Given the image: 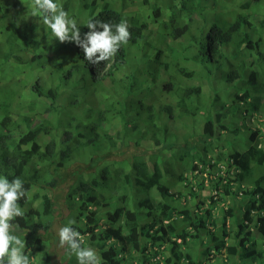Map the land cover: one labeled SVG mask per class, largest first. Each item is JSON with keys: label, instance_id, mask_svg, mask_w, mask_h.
<instances>
[{"label": "trees", "instance_id": "trees-1", "mask_svg": "<svg viewBox=\"0 0 264 264\" xmlns=\"http://www.w3.org/2000/svg\"><path fill=\"white\" fill-rule=\"evenodd\" d=\"M80 1L83 3V9L87 11L86 16L79 0L77 4L76 0H67L63 9L68 12L70 18L77 21L82 37L88 31L86 24L89 19L111 24H118L124 20V13L115 12L108 4L96 6L95 0ZM243 1L242 8L250 12H255L256 8H262L264 5V0ZM196 2L198 8L202 7L203 4L200 0H196ZM192 7L193 5H190L189 1H183L179 9L170 7V15L166 22L161 23L160 30L161 36L185 37L187 43L183 45V50L191 52L193 60L201 65L208 81L213 75L219 73L223 82L234 83L233 86H226L223 90V97L216 95L212 98L210 96L212 102L206 110L204 129L201 135L203 138H211L215 124L228 129L222 119L227 118L228 115L233 116V122L239 119L244 120L245 115H262L264 117V35L258 33L257 38L252 40L251 34L259 31L250 27L249 23L238 20L221 26L218 23L217 15L207 25L209 21L203 17L204 14L201 16L199 10L189 12L188 22H183L180 18V12L193 9ZM194 14L197 16L196 20H193ZM162 16L163 13L160 9L157 7L152 9V19ZM129 21L130 39L128 42L135 45L139 41L141 25L135 18H131ZM260 28L264 31V20L260 22ZM50 31V29L43 31L41 33L42 38L27 37L26 35L20 38L23 43L21 51L33 53V57L28 62H33L35 67L42 66L39 61L41 56L37 55V52L41 51L42 45L44 54L46 43L44 40L47 39ZM205 43H208V46ZM49 46L50 44H48ZM55 48L56 45L51 50ZM70 49L75 56L78 55L77 57L82 62L80 64L75 63L66 72L67 74L64 73L63 69V77L59 79V83L64 81V74H66L69 80H73L74 84L86 90L84 84L86 78L82 72V69L85 70L86 68H84L83 51L76 45ZM226 49H229L230 53L226 54ZM129 52L133 57H138L137 53ZM159 54L158 52L157 58ZM145 55L146 53H144ZM105 63L101 62L99 65H95L97 69L94 70L93 77L102 73ZM171 64H173V72L178 81L172 77L162 85L163 90L168 95L178 96L180 105L183 106L180 108L181 115H195L196 109L191 111L185 109L184 102L189 94L196 93L197 90L192 91L188 88L180 89L178 87L180 79L184 76H190L192 72L189 74L184 69H180L174 58L171 60ZM168 66V63L162 62L161 68L166 71ZM229 67L233 69L227 71ZM110 68L102 73L99 80H95L98 83L92 87L91 97L95 99L98 96V88H102L105 92L113 88L117 94L123 95L121 103L115 102L116 105L119 104V109L120 107L127 109L143 106L142 98L134 103L133 100L135 99L132 94L147 90L146 88L152 85L149 78L154 79L158 75L159 67L149 63L146 67H142L138 63H131L127 57L126 47L122 44L115 54ZM258 70L259 72H257ZM104 79L108 80V83L111 84L110 87H106L102 83ZM59 83L58 87L60 86ZM58 87L44 91L39 85V79H37L29 93L32 96L29 101L30 106L36 107L37 103H43L39 101L40 99L47 103L50 109L54 110ZM237 89L241 96H235L236 99L234 97L235 100L233 101V94ZM230 94L231 96H229ZM35 96L39 99L34 102L32 100ZM69 96L73 100H79L78 90L73 89ZM4 98L6 97L2 99ZM105 98L107 100L109 97L106 96ZM131 98L133 100H130ZM229 98L233 102L231 107L220 114L218 112L219 106L217 104L213 106V104L219 102L220 108H225L223 104ZM83 99H89V97L83 96ZM1 102L0 176L8 178L10 181L20 178L25 189L30 190V198L19 201L25 212L24 217H17L13 223L19 226L16 234L21 240H25L26 248L24 251L25 254L29 255L31 264H59L56 261L57 237L55 238L52 229L54 205L58 206L56 208L60 213L59 218L65 217L62 226L68 225L70 220H75L71 227L81 234L91 236L98 227L99 220H105L103 232L98 236L97 243L90 246L101 257V264H198L201 257L209 255L210 250H213L215 255L224 252L228 259L224 262L226 264H264V188L262 187L264 176L255 178L252 188L242 187L243 181L245 183L250 181L247 178H250L254 167H264V148L257 149L256 145L253 147L249 145L243 154L233 153L231 158L240 168V171L233 173L228 169L217 175L218 178L214 181H211L212 187L221 186L225 189L226 193H218L220 197L230 193L231 198L228 200L231 202L230 205L226 206V209L218 208L216 200L211 197L202 215H193L190 208L183 207L179 210L178 205L181 198L185 200L186 204L190 200L191 206H195L197 209L205 203V198L201 197L200 193L198 194L204 187L202 179L196 183L198 192L187 188L186 194L189 191L190 198L184 193L170 194L168 187L163 182L165 180L163 178L169 176L165 172L170 171L166 169L164 172L163 169L161 170L160 163H157L159 150L148 151L139 145V140L145 138L147 133H139L133 127L125 130L126 133L120 137L117 133L115 136L110 135L107 132L110 121L105 116L106 113L102 115L106 119H93L92 122L84 123V127L89 129L88 133L81 134L78 131L74 136L71 133H66L61 140H57L52 134V128H55L57 123L55 125H49V123L32 125L29 114L21 115L22 112L16 110L15 105H11L10 101ZM79 103V106H84L89 113H92L94 103H91L90 109L82 102L81 97ZM234 103L236 104L235 107L233 106ZM107 105L104 107L106 108ZM79 106H76L79 111L76 115L81 117L82 113L86 111ZM163 107L157 113L166 112L167 116L171 118L173 109H170V106ZM147 110L150 113L149 116L152 117L154 115L152 108L149 107ZM242 111L243 114L238 116V113ZM141 121L151 128L150 139L154 145L163 144L164 136L168 131L167 128L156 127L151 118ZM258 131L259 129L256 132ZM41 134L47 139L44 151L36 142ZM135 134L136 136H134ZM255 135L256 133H252L248 137L250 143L254 140ZM188 138L183 144L178 142L164 144L167 145L165 149L167 147L176 148L177 154H180V158L183 159L182 165L187 164V166L189 161L185 160L183 153L185 151L189 153V149L204 147L206 143V141H200L198 138L197 140L194 135H190ZM119 139V146L127 145L128 148H124L125 151L116 149ZM242 139H246L245 135ZM26 144L31 145L29 150L24 149ZM83 148L87 149L90 159L81 160L83 156L79 157L80 153L85 150ZM97 151L100 154H94ZM114 154L121 159L112 160ZM194 157L204 163L199 153H195ZM30 163H34V166L29 167ZM103 163L107 164L99 170V166ZM219 163L222 162L219 161ZM64 165L68 169L64 168ZM123 165L127 166L125 171L119 169ZM83 174L86 176L83 177ZM109 180L121 193L111 195L110 198H102L97 190ZM153 189L158 198H153L148 194ZM41 191L43 192L40 193ZM145 191H147L148 197L138 201V207L144 209V212L134 209V207L129 208V194L136 195L137 192ZM239 191L241 192V199H234ZM37 200H40V203L34 208L33 204ZM92 205H94V209H90ZM95 206L100 207L101 210L97 211ZM175 213L179 219L172 221L171 218ZM240 215H242V219L239 218ZM226 216L234 223L231 238L226 232L224 224L219 228L217 227L222 232L221 236H217L220 232L207 229V222L217 226L225 221ZM165 220L169 222L165 223ZM252 223L257 230V238L247 230L248 225ZM190 231H193L194 235L190 234ZM205 233L209 234L210 241L201 240ZM227 236L232 240V243H225L224 240ZM190 239L195 240L192 243L194 247L205 244V250L197 251L194 255L193 249L188 244ZM90 242L92 241L89 240ZM66 257L69 259L66 264H78L74 254L70 255L66 252ZM61 259L60 263L62 264L64 262L63 256Z\"/></svg>", "mask_w": 264, "mask_h": 264}, {"label": "clouds", "instance_id": "clouds-1", "mask_svg": "<svg viewBox=\"0 0 264 264\" xmlns=\"http://www.w3.org/2000/svg\"><path fill=\"white\" fill-rule=\"evenodd\" d=\"M183 1H189L190 5H193V9L182 10L183 12H180V18L183 22H188V16L190 14L189 12L192 13L195 10H199L201 16L204 14L203 17L209 21L207 25H209V23H211L213 18L217 15L219 20L218 23H220L221 26L225 25L226 23L228 24L236 22L238 20L245 21L247 24L249 23L250 27L259 31L257 33L254 32L251 34L252 40L257 38L258 33L264 35V31L260 28V22L264 20V5L262 8H256L255 12H250L242 8V3L244 2L243 0H200V2L203 4L200 8H198V3L196 0H181L180 2L177 0H95L96 6H99L100 4L103 5L105 3L108 4L115 12H123L124 20L118 24H111L99 20L89 19L86 24L88 31L83 35V37L81 36L80 27H78L77 21L74 18H70L68 12L63 9V5L67 4V0H0V27H5V30L0 31V33L4 36L2 42L0 43V100L3 97H6L3 100L10 101L11 105L14 104V108L22 112L21 115H25L23 114V111L33 112L35 107L30 106V98H28V96H30L29 93L31 92L32 86L35 85L36 80L39 79V85H41L44 91L54 89L58 87L59 79L63 77V69L64 73H66L75 63L80 64L82 62V60L77 57L78 55L75 56L74 53L71 52V47L73 48L76 45L82 49L84 54L83 61H85L84 68L86 67L85 70L82 69L84 77L87 80L89 78L88 76L90 75V79L95 81L101 78L104 71L111 69L110 66L112 65L115 54L117 53L120 46L124 44L126 47L127 57H129L131 54L129 51L137 53L138 57H135L136 62L142 65V67H146L147 63L155 64L159 67L157 77L154 79H149L152 82V85L148 86V88H146L147 90L145 91L132 94L135 100L132 98L130 99L133 100L134 103H137L140 98H142V101L145 99L147 100L148 95L151 93L152 98H154L152 102L148 99L147 102H151L148 105L143 103V106L141 107L127 108V110L132 111L137 121L142 125V128L138 129L139 133L141 132V129H143V132L141 133H147L146 135L148 136L140 139L139 145L141 148L147 149L148 151H151L152 149L159 150L157 163H160L159 165L161 170L163 169L164 172L166 169H169L170 171L168 173L165 172L169 176H165L163 178L165 179L163 182L166 184V187H168L170 194H186L187 188H191L194 192H198L196 190V183L198 180L202 179L204 184L203 189L207 191V194H201L203 189L199 191L198 194L200 193L201 197L205 198V203L200 205L199 209H197L195 206H191L192 204L190 200H188L186 204L185 200L181 198L178 205L179 210H181L183 207H187L190 208V211L193 213V215L198 214L200 216L202 215L203 211L206 210L207 203L210 201L211 197L216 200V206L218 208L223 207L226 209V206L228 204L230 205L231 201L228 200L231 198L230 193L220 197L218 193H226L225 189L221 188V186L212 187L211 181H214L216 178H218L217 175L222 174L228 169H230L228 171L233 173L240 171V168L231 158L233 153L243 154L249 145H251V147L256 145L257 149L264 148V117H262V115H245L244 120L239 119L236 122H233V116L228 115L227 118H222L223 123L228 126V129L221 128L220 125L215 124L212 137H202L201 134L203 133L204 129L206 110H208L207 108L212 102V99L210 100V96L212 98H214L216 95L217 97H223V90L226 88V86H233L234 83L227 84L223 82L219 73H217V75H213L211 80L208 81L203 73V68L201 65L193 60L191 52L183 50V45H186L187 43L185 37L179 36L178 38H172L168 35L161 36L160 25L161 23L167 21L168 16L170 15V7L179 9ZM229 2H232V4ZM77 3L78 0H76V4ZM79 3L84 15L86 16L87 11L83 9V3L80 0ZM156 7L160 9V11L163 13V16L161 18L152 19L151 12L152 9ZM215 11H217V13ZM223 11H226V13H223ZM196 17L197 16L194 14L193 20H196ZM131 18H135L139 22V25H141L139 41L135 45L128 42L130 39V32L128 30L130 26L129 20ZM85 20H87V17H85ZM35 25L38 26L34 27ZM49 29L51 30L50 34L48 35L47 39L44 40V42H46L45 49H48L50 53H54V55L62 61V63L57 65L55 68L60 74H62V76L60 78H56L55 81L51 83V85L47 86V88L43 83L45 81L41 78L42 76L35 77L32 75L31 77H28L26 81L21 82L17 76H19V74L23 73L25 70L23 66H26L27 68L34 65L33 62H28L33 57V53L30 51H21L23 43L20 38L23 35H26L27 37L34 36L42 38L41 33ZM180 38L183 39L182 42L184 43L178 41ZM48 44H50L49 47ZM55 45L56 48L51 50ZM205 45L208 46V43H205ZM11 52L14 54H11ZM158 52L160 54L157 58ZM144 53H146L145 56ZM225 53H230L229 49H226ZM42 54L43 52L41 45V51L37 52V55L42 56ZM44 54L46 55V53ZM245 55L248 56L247 53H245ZM22 56H24V58ZM173 58L176 59L177 66L180 69H184L186 73L189 74L192 72L190 76H184L180 79L178 87L180 89L188 88L192 91L197 90L196 93L189 94L187 96V100L184 102L185 109H188L189 111L196 109L195 115H181L180 108L183 106L180 105V99L178 96L168 95L163 90L162 85L168 82L172 77L178 81L173 72V64H171V60ZM101 62H106L104 64L102 73L96 74V76L93 77L92 74L94 70L97 69L95 65H99ZM162 62L169 64L166 71L164 68H161ZM183 62H190L191 66L182 65ZM42 67L43 65L40 67H35L34 69L43 74ZM232 69V67H229L228 71H231ZM257 72H259V70ZM66 74H64V81L59 83L60 86L57 88V98L54 101V110L50 109L47 103H45L43 100H40L36 96L34 97L32 101L35 102L37 99H39V101L43 102L37 103L36 105H39L38 107L45 108V111L43 113L44 117H42L38 122H35L34 120L36 116H33L34 118L31 117V121L33 123L32 125H39L41 123L55 125V123H57V128H52V134L54 135V138L61 140L66 133H71L73 136L76 135L78 131L81 134L88 133L89 129L84 127V123L94 121L89 120L88 118L92 117L93 115H97L98 118H96V120H99V118L106 119L107 117V119L112 122V124L108 125L107 127L118 129L116 131H112L111 128H107V132L110 135L115 136L116 133L119 137L124 135L126 133L125 130L127 129H125L122 122L118 120L115 123L119 112V104L117 103L118 105H116L115 102L119 101L121 103L123 95L117 94L113 88L108 92H105L102 88H98V96L95 99L91 97L92 94L89 96V99H83V87L74 84V81L69 80V77H67ZM102 83L106 87H110L111 85L108 83L107 79H104ZM68 86H72L73 89L78 90V99L80 100L81 97L82 102L89 109L92 107L90 106L91 103H94V106L91 110L92 113H89L84 106H79V100H73L72 98L68 97H60L62 94V91H60L62 87L66 89ZM205 87L207 88V91H205ZM69 88L66 91L73 90ZM106 96L109 97L107 100L105 98ZM229 96H231V94ZM235 96H241L238 89L233 94V101L236 99ZM196 100H202L200 105L196 104ZM231 100L232 99L229 98L226 102H224L223 106H225V108H220L219 102H215L213 106L217 104L219 106L218 112L223 114L225 110H229L231 107L233 103ZM58 104L60 106L57 108L56 105ZM106 104H108L106 107L107 109L104 107ZM76 106H79L86 111L83 113L81 112V117H78L74 114L79 112L76 109ZM163 106H170V109H173V116L171 118L167 116L168 114H166V112H161L160 114L157 113V111L160 112L161 108H164ZM233 106L235 107L236 104L234 103ZM149 107H151L152 111L154 112L152 117L149 116L150 113H148L147 110ZM47 112L54 113L53 116H55V118L52 119V115L46 116L45 114ZM242 114L243 111L241 113L239 112L238 116H241ZM102 115H105L106 117ZM1 117L2 116H0V119ZM150 118L156 127H166L168 130L167 134L164 136L163 144L159 143L158 146H155L154 142H152L150 139L151 134L149 132L151 128L141 121L142 119L148 120ZM175 120L182 126L181 128L183 131L187 130L190 132L189 136L194 135L196 139L198 138L200 141H206L204 147L200 146L197 149L193 148L188 150L190 155H194L195 153H203L202 158L204 163L197 158H194L188 162V166L187 164L182 165L181 161L183 159L180 158V154H177L176 148L170 149L167 147L165 149V146L167 145L164 144L177 142L171 140V138H174L175 136L177 137V135H182L183 133L181 130L176 132L175 130H178L176 129L177 127L174 125V127H172L170 125V123H174ZM253 126H255V128L252 129L251 127ZM258 129L259 131L256 132ZM227 133H231L233 136L232 139L228 141H235L236 138L243 137L244 135L246 137L247 133L249 136H251L252 133H256V135L252 143L248 141L245 150L243 152H239L237 150L229 149L228 141L225 140V135ZM221 137L223 138L220 140L219 138ZM144 141H150V147L143 146L142 142ZM36 142L40 146L41 150L44 151L47 144V139L42 137L41 134ZM119 143L120 139L117 142V148L115 147L116 149L125 151L124 148H128L127 145L119 146ZM30 146V144H26L24 149L29 150ZM204 149H206V151H204ZM94 154H100V152L97 151ZM81 155L83 158H81ZM79 157L81 160L90 159L87 154V149L83 150ZM222 157H224L222 163L217 164V161ZM120 159L121 157L117 156L116 154H114V157L112 158V160L115 161ZM226 159H228L229 163L224 165ZM106 164H101L98 169L100 170ZM216 165L218 166L217 169L215 168ZM30 166L33 167L34 163H30L29 167ZM126 167V165H123L119 169H123V171H125ZM64 168L68 169L66 165H64ZM85 176L86 174H83V177ZM260 176H264V167H254L251 175L249 176L250 178H247L250 181L247 183L243 181L242 187L247 186L252 188L253 180ZM196 179L198 180L194 184V180ZM101 187L97 190V192L102 198H110L111 195H119L121 193L115 188V185L110 182V180L107 181V183L102 184ZM262 187L264 188V183L262 184ZM107 189L113 191V193L109 196H105L103 194V192ZM229 191L232 192L230 189ZM42 192L43 191L40 193ZM29 193L30 190L25 189L24 183L20 178H15L10 181L8 178L0 176V264H31L29 255L25 254L24 251L26 248L25 240H21L19 235L16 234L19 226L13 223L17 217H24L25 212L20 206L19 201L21 199L30 198ZM148 194L153 198H158L154 189L149 191ZM148 194L147 191L139 193L137 192L136 195L129 194L128 207H134V209L144 212V209H140L138 207V201L148 197ZM186 196L190 198L189 191ZM236 198L237 200L241 199L240 191L238 195L236 194L234 197V199ZM219 200L223 202L221 206L219 205ZM39 203L40 200H37L34 202L33 207H37ZM56 207L58 206L54 205V212L52 213V229L57 236V245L55 247L59 246L61 249H64V253L62 255L64 261L67 263L69 262L68 257H66V252H68V254H74L76 256L78 264H101V257H99L96 250L90 246L97 243L98 236L103 232L105 220H99V225L91 236H89V234H81L71 227V225L75 223V220H70L68 225L62 226L63 219L65 217L59 218L60 213ZM95 207L97 211L101 210L100 207ZM90 209H94V205H92ZM65 214H67L66 211ZM173 217L171 218L172 221L179 219L176 213L173 215ZM239 218L242 219V215H240ZM168 222V220H165V223ZM207 224V229L213 232H220L218 228L224 224L226 232L231 238V230H233L234 223L230 221L228 216H226L223 223L221 222L217 226L212 225L210 222H207ZM78 225L80 224L78 223ZM247 230L252 232L254 237H258L257 230L253 223L248 225ZM97 232H99V235H97ZM190 234L194 235V232L190 231ZM221 235L222 232L217 234V236ZM229 237L227 236L224 240L226 244L232 243V240ZM89 240L92 242L89 243ZM201 240L210 241L211 239L209 234L205 233L202 235ZM193 241L195 240L190 239L188 244H190V248L193 249L192 252L194 255L197 253V251L205 250V244H199L194 247L192 244ZM177 242H179V240H177ZM227 260L228 259L224 252H222L220 255H215L213 250H210L209 255L201 257L198 264H226L224 262Z\"/></svg>", "mask_w": 264, "mask_h": 264}, {"label": "rangeland", "instance_id": "rangeland-1", "mask_svg": "<svg viewBox=\"0 0 264 264\" xmlns=\"http://www.w3.org/2000/svg\"><path fill=\"white\" fill-rule=\"evenodd\" d=\"M178 2H180L181 0H177ZM229 3H231L232 4V2H229ZM216 13H217V11H215ZM223 13H226V11H223ZM5 28V27H4ZM3 27H0V31H3V30H5ZM3 38H4V36L0 33V43L2 42V40H3ZM178 41L179 42H182L183 41V39L182 38H180V39H178ZM54 42V41H53ZM52 42V43H53ZM3 43H4V41H3ZM182 43H184V42H182ZM5 44V43H4ZM43 52V51H42ZM44 53H46V55L45 54H42V56H41V58H40V63L43 65V67H42V69H43V74H41L38 70H35L34 68V66H29V67H27L26 68V66H23V68L25 69L24 71H23V73H21V74H19V76H17V78H19L20 79V81L21 82H24V81H26V79L28 78V77H31L32 75H34L35 77H38V76H42L41 78L45 81V82H43L44 83V85L46 86V88H47V86H49V85H51V83L52 82H54L55 81V79L56 78H60L61 76H62V74H60L59 72H58V70H56L55 68L57 67V65H59V64H61L62 63V61L61 60H59L58 58H57V56H55L54 55V53H50V51L48 50V49H45V51H44ZM11 54H14L13 52H11ZM23 54V53H22ZM23 58H24V56H22ZM128 59L130 60V62L131 63H137L136 62V58L135 57H133L131 54L129 55V57H128ZM5 63H7V62H5ZM34 64V63H33ZM32 65V64H31ZM182 65H190L191 66V64H190V62L189 63H187V62H183L182 63ZM53 69V70H52ZM52 70V72L50 73V71ZM55 70V71H54ZM229 70V68H227V71ZM89 78L85 81V89L86 90H83V95L86 97V98H88L92 93H91V91H92V87L95 85V84H97L98 82H93L91 79H90V75L88 76ZM157 77V75L154 77V78H156ZM149 79H152V78H149ZM69 87H71V88H69ZM68 88L69 89H73L72 88V86H68ZM68 88H66V89H64L63 87H62V89L60 90V91H62V94L60 95V97H68V98H71L69 95H70V93L72 92V90L71 91H66ZM209 88V87H208ZM205 91H207V88L205 87ZM208 93V92H207ZM105 95H106V93H105ZM28 98H30V99H32V96H28ZM148 99L152 102V100L154 99V98H152V96H151V93L148 95ZM147 99V100H148ZM147 100L145 99L144 101H143V103H145L146 105H148V104H150L151 102H147ZM0 101H2V102H4V101H6V100H0ZM196 102V104H199L200 105V102H202V100H200V101H195ZM39 105H36V107L33 109V112H27V111H23V114H25V115H30V117H32V118H34L33 116H36V118H34V120H35V122H38V121H40L41 120V118L42 117H44L43 116V113H44V111H45V108H43V107H38ZM60 105L58 104V105H56V107L58 108ZM193 106H194V104H193ZM28 109L30 110V108L28 107ZM31 113V114H30ZM75 115H76V113H74ZM46 116H53L54 115V113H52V112H47L46 114H45ZM55 118V116H53L52 117V119H54ZM84 118H86V117H84ZM96 118H98V116L97 115H93L92 117H89L88 119L89 120H93V119H96ZM121 121L122 122V124H123V126L125 127V129H128V128H133V127H135L137 130L138 129H140V128H142L141 126V124L137 121V119L135 118V115L132 113V111H130V110H127L125 107H120V109H119V112H118V117H117V119L115 120V123L117 122V121ZM112 124V122H110L109 123V125H111ZM170 125L172 126V127H174V126H176L177 128L176 129H178V130H175L176 132H178L179 130H181L183 133H182V135H177V137L175 136L174 138H171V140H173V141H177L178 143H183V142H185V139L186 138H188V136H189V134H190V132H188L187 130H185V131H183V129L181 128L182 126L175 120V122L173 123H170ZM174 125V126H173ZM108 128H111V130L112 131H116V130H118L117 128H113V127H108ZM252 129L253 128H255V126H253V127H251ZM141 132H143V129H141ZM174 132V131H173ZM134 136H136V134L134 135ZM232 135H231V133H227L226 135H225V140L226 141H228V140H231L232 139ZM248 137H249V134L247 133L246 134V139L245 140H243L242 139V137H240V138H236L235 139V141H228V145H229V149L230 150H237V151H239V152H243L244 150H245V148H246V144L248 143ZM223 137H221V138H219L220 140L222 139ZM150 141H144V142H142V144H143V146H147V147H150V143H149ZM199 155L202 157L203 156V153H199ZM183 156L185 157V160H188V161H190V160H192V159H194L195 157H194V155H190L188 152L186 153V151L183 153ZM225 156H227V155H225ZM194 157V158H193ZM223 158L224 157H222L220 160H218L217 161V164L219 163V161H221L222 162V160H223ZM227 161H228V159H226V162H224V165H227ZM216 169L218 168V166L216 165V167H215ZM197 180L198 179H196V180H194V184H195V182H197ZM113 193V191L112 190H106V191H104L103 192V194L105 195V196H109V195H111ZM201 194L202 195H206L207 194V191L206 190H202L201 191ZM223 204V202L222 201H220L219 200V205L221 206ZM55 235V234H54ZM97 235H99V232H97ZM57 236L55 235V238H56ZM56 253H57V255H56V261H57V263H59V264H61L60 263V261H61V256L63 255V253H64V249H61L59 246H57V249H56ZM62 264H66V261H64ZM212 264H215V263H212Z\"/></svg>", "mask_w": 264, "mask_h": 264}]
</instances>
